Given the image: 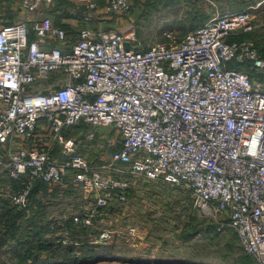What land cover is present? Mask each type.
<instances>
[{"label": "built area", "instance_id": "1", "mask_svg": "<svg viewBox=\"0 0 264 264\" xmlns=\"http://www.w3.org/2000/svg\"><path fill=\"white\" fill-rule=\"evenodd\" d=\"M54 2L0 0V162L18 183L13 206L29 203L38 180L50 189L70 181L95 208L123 203L127 174L138 175L186 188L200 216L232 229L264 264V55L231 39L252 28L248 14L140 48L101 18L128 15L134 0H76L60 24L37 15ZM16 10L29 17L10 19ZM39 81L48 87L33 88ZM80 123L120 131L108 163L92 164L62 135Z\"/></svg>", "mask_w": 264, "mask_h": 264}, {"label": "rangeland", "instance_id": "2", "mask_svg": "<svg viewBox=\"0 0 264 264\" xmlns=\"http://www.w3.org/2000/svg\"><path fill=\"white\" fill-rule=\"evenodd\" d=\"M64 3L65 11L60 7L54 8L56 4L45 9L44 14L53 15L54 19L58 20L61 15L65 16L64 12L71 6L76 5V0H65ZM133 6L128 15L106 16V19L112 22L104 23L103 26L106 32L123 28L130 34L131 46L140 48L168 40L167 33H171L174 39L182 38L192 23L190 15L200 8L209 14L202 25L217 17L247 13L252 28L233 35L232 40L246 39L255 45V39L261 34L264 35V0H137ZM58 11L59 15L56 13ZM18 14L16 19H26L28 15L24 11ZM103 17L101 15V18ZM108 26L111 27L107 29ZM38 84V87L33 88L39 91L48 87L44 81H39ZM84 127L89 134H94V138L86 136L85 141L75 140L76 151L89 147L94 158L91 154L87 157L89 156L92 164L108 163V152L118 144L116 131L111 125ZM59 148L54 149L57 157L60 155ZM95 154L102 162L96 159ZM7 162V158H4L0 162V168L5 169ZM133 188H136V191H133ZM2 191L10 194V188L7 186ZM81 193V198L75 200L79 209L74 215L89 214L90 223L86 224L88 226L93 225L94 218H101L102 230L95 242L106 241L107 244H113L112 250L121 258L93 264H259L255 257L242 252L236 236L230 230L216 234L205 232L208 221L195 211L191 194L182 186L154 180H136L132 188L128 189L127 201L120 203V209L117 212L108 210L101 216H98L94 203H88L89 199L93 200V196ZM70 199L65 200L70 202ZM59 207L63 208V212L65 203ZM81 209L86 210L84 214H80ZM67 240L68 238L62 239V244L66 245Z\"/></svg>", "mask_w": 264, "mask_h": 264}, {"label": "trees", "instance_id": "3", "mask_svg": "<svg viewBox=\"0 0 264 264\" xmlns=\"http://www.w3.org/2000/svg\"><path fill=\"white\" fill-rule=\"evenodd\" d=\"M64 2L65 0H56L57 6L54 8L60 7L61 10L65 11ZM72 8L73 6L70 9ZM70 9L64 12L65 16H71ZM40 14H44V10L37 12V15ZM190 17L192 23L186 29L187 33L202 26L209 14L200 8L193 12ZM9 18L12 17L9 16ZM59 21V19L55 20L54 24H59ZM255 45L259 47V51L264 55V35L261 34L259 38L255 39ZM84 125L90 126L84 123L73 125L65 128L62 135L65 138L72 137L76 141H85L90 132L87 128H83ZM84 129L85 131H83ZM112 129L118 135V144L108 152L109 155L120 147L122 141L120 131L115 127ZM90 138H94V134ZM58 147L60 146L55 145L51 151L54 157H57L54 154V149L57 148L58 150ZM88 148L79 149L77 152L84 157L91 154V157L94 158ZM88 157L87 159L91 161ZM95 157L101 159L97 154H95ZM57 158L62 160L64 157L60 154ZM99 162H102V160ZM69 178L67 175V180ZM127 179L130 183V189L134 181L136 183V180H146L142 176L132 174L127 175ZM17 185L18 183L8 176L7 167L5 169L0 168V264H93L98 261L121 259L112 250L113 244H107L106 241L103 243L95 242L96 237L102 230L101 218H94V223L91 226H81L82 224H77L73 220L74 214L79 209L75 200L81 198L82 188L80 186L68 181L65 186L50 189L46 183L38 180L30 190L29 203L23 209L16 210L11 202L10 194ZM6 186L10 188V194L2 191ZM133 191H136V188H133ZM66 198H71V201L65 200ZM63 203H65L66 208L62 212L63 208L59 206ZM88 203L93 205L94 200L89 199ZM120 203L113 201L107 206L97 207L98 216L105 215L108 210L117 212L121 207ZM85 211V209H81L80 214H84ZM204 219L208 221L205 232L215 234L221 232L217 229L218 224L215 221L208 218ZM64 238H68L66 245L62 244Z\"/></svg>", "mask_w": 264, "mask_h": 264}, {"label": "crops", "instance_id": "4", "mask_svg": "<svg viewBox=\"0 0 264 264\" xmlns=\"http://www.w3.org/2000/svg\"><path fill=\"white\" fill-rule=\"evenodd\" d=\"M5 1L7 2V1H9V0H5ZM54 4H56V0H55V3H54ZM7 6H8V4H7ZM20 12H21V14H22V11H21V10H16L15 12L9 14V11H7L8 16H10V17H12V18H18V17H17V14L19 13L18 15H20ZM12 15H13V16H12ZM109 15H111V14H105V15H103L104 17L102 18V19H103V21H102L103 23H102V24H104V23H108V22H112L111 20H107V19H106V16H109ZM27 16L29 17V14H28ZM61 16H62V15H61ZM65 17H66V16H65ZM51 18H52L53 23H55V20H56V19H54L53 15L51 16ZM62 18H63V17H62ZM67 18H68V19H71V16H70V17L68 16ZM59 20H60V21H59V24H60V22H61V20H62L61 17H59ZM114 22H115V21H114ZM74 24H75V23H74ZM73 26H74V25H73ZM75 26H77V28H78V27L84 26V24L78 23L77 25L75 24ZM227 229L230 230L234 235H236V233H235L232 229H230V228H228V227H227L226 229L222 230V231H225V230H227ZM236 236H237V235H236ZM237 239H238V237H237Z\"/></svg>", "mask_w": 264, "mask_h": 264}]
</instances>
